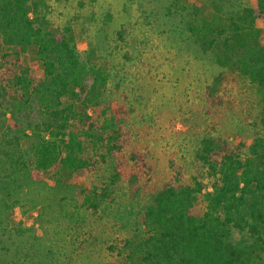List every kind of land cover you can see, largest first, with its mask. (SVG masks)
<instances>
[{"label": "trees", "instance_id": "16d2710c", "mask_svg": "<svg viewBox=\"0 0 264 264\" xmlns=\"http://www.w3.org/2000/svg\"><path fill=\"white\" fill-rule=\"evenodd\" d=\"M50 1L61 2L0 0V183L45 173L70 191L82 220L122 210L132 225L105 247L103 264H264V0L224 15L214 3L209 18L193 9L192 44L220 69L204 87L203 114L240 105L254 131L250 141L200 138L189 176L173 157L159 174L162 153L139 141L133 109L107 92L116 66L93 50L82 59L72 28L48 19ZM80 170L89 180L77 188Z\"/></svg>", "mask_w": 264, "mask_h": 264}, {"label": "rangeland", "instance_id": "374dc122", "mask_svg": "<svg viewBox=\"0 0 264 264\" xmlns=\"http://www.w3.org/2000/svg\"><path fill=\"white\" fill-rule=\"evenodd\" d=\"M214 3L223 15L253 6L251 0L49 2L48 19L58 30L72 28L82 59L93 50L98 58L105 57L106 63L116 66L117 80L108 83L107 92L116 103L133 109L128 123L139 141L150 140L149 148L162 153L159 174L168 171V157L189 167L186 176L194 174V153L204 136L228 142L250 141L253 136L252 119L240 105L219 116L213 114L214 126L212 118L203 114L204 87L220 69L192 44L187 27L195 7H201L203 16L209 18ZM256 26L264 45V21L258 20ZM30 57L35 60L33 50ZM120 78L123 81L115 89ZM235 94L239 100L243 96L237 90ZM187 130L192 135L184 133ZM88 178L80 170L74 186H86ZM71 204L70 191L56 188L49 174L43 173L35 182L0 183V264H103L105 247L116 243L132 223L115 206L93 223V218L82 220ZM234 237H239L236 232Z\"/></svg>", "mask_w": 264, "mask_h": 264}]
</instances>
